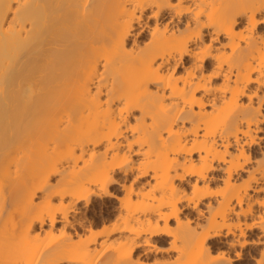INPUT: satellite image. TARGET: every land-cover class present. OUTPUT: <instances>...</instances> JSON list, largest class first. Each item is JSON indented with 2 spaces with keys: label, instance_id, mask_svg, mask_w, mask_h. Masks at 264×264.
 <instances>
[{
  "label": "bare ground",
  "instance_id": "1",
  "mask_svg": "<svg viewBox=\"0 0 264 264\" xmlns=\"http://www.w3.org/2000/svg\"><path fill=\"white\" fill-rule=\"evenodd\" d=\"M165 230V264H230L229 234L264 261V0H0V264H134Z\"/></svg>",
  "mask_w": 264,
  "mask_h": 264
},
{
  "label": "rangeland",
  "instance_id": "2",
  "mask_svg": "<svg viewBox=\"0 0 264 264\" xmlns=\"http://www.w3.org/2000/svg\"><path fill=\"white\" fill-rule=\"evenodd\" d=\"M144 36H146L145 31H143L140 37H144ZM136 157H137L136 155H133V158H136ZM114 175L117 179H122V178L127 179L132 176V171L123 173L121 170H116L114 172ZM146 178H147V175L140 177V181H144L146 180ZM241 182L243 181H236V183H241ZM7 183H10V182H7ZM220 183L221 181L218 179L215 181H211V187L216 188L220 185ZM110 189L114 191H118L119 186L117 183H114L113 185L110 186ZM118 192L120 193V191ZM260 194H262V192H259V195ZM91 202L92 203H90L86 209L87 220L92 219L91 223H96V222L101 223L102 221H105L107 214L110 211H112L113 205L116 204V200L109 199L106 196H102V197L94 196ZM93 206L95 207V210ZM188 212L189 211L184 210L180 214V216L184 217V214L185 215L190 214ZM87 220H86V223H88ZM99 223L93 224L91 227L93 229H99L100 228ZM168 223H169V226L172 227L173 219H169ZM165 231L159 234L152 235L150 238L151 244H149V247H145L141 245L136 246V248L134 249L135 251L133 252V256H132V260L134 264H165V261L173 258L175 251L172 247H170V244H169L170 234L167 231L165 233ZM255 232H258V230L253 229L252 231H248L246 233V236L254 238ZM231 236L232 235L229 234V235L223 236L222 240H218V239L210 240L208 243L209 255L216 257V256H219L222 252H225V255L228 256V258L230 259V264H257L256 260L259 258L258 257L259 250L262 249L263 242L261 241L259 243H252V244L245 245V246H239L238 244H235L233 246L228 247L227 244L223 242V240L225 241V239L227 240ZM63 264H67V263H63ZM214 264H222V263L218 261ZM261 264H264V261Z\"/></svg>",
  "mask_w": 264,
  "mask_h": 264
}]
</instances>
